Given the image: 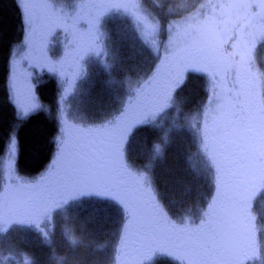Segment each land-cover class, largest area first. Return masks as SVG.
<instances>
[{
    "label": "trees",
    "instance_id": "obj_1",
    "mask_svg": "<svg viewBox=\"0 0 264 264\" xmlns=\"http://www.w3.org/2000/svg\"><path fill=\"white\" fill-rule=\"evenodd\" d=\"M87 2L89 0H83V5ZM143 2L150 13L165 22L184 15L198 0ZM107 9L106 16L98 19L103 20L100 35L103 53L87 64L88 71L82 84L66 98L67 105H72L77 112L98 120L121 115L127 90L138 87L158 64L157 55L143 41L133 20L114 8ZM82 15L81 26L87 30L86 23L92 14L85 12ZM24 16L18 0H0L1 189L3 160L13 149V137L12 167L16 180L20 181L36 180L43 175L57 155L60 143L63 89L55 74L45 73L33 86L31 84L35 108L27 115L10 97L12 53L15 49H23L27 36ZM96 31L98 35L99 29ZM257 46L253 64L258 61L264 69V40ZM186 71L182 85L171 93L173 107H168L163 115L150 123L133 125L126 135V147L129 148L130 165L147 175V185L168 216L171 219L191 216L197 223L216 194L214 173L197 135L183 122L204 109L209 81L203 74ZM129 120L133 121L132 118ZM257 194L254 207L263 210L255 213V224L262 230H256L259 243L253 264H264V193ZM51 214L50 223L45 221L42 230L5 222V226L19 230H0V264H116L120 256L116 249L125 219L120 206L106 200L83 198L69 207L55 209ZM138 264L180 263L169 253L158 251L145 260L140 259Z\"/></svg>",
    "mask_w": 264,
    "mask_h": 264
},
{
    "label": "snow or ice",
    "instance_id": "obj_2",
    "mask_svg": "<svg viewBox=\"0 0 264 264\" xmlns=\"http://www.w3.org/2000/svg\"><path fill=\"white\" fill-rule=\"evenodd\" d=\"M260 3L264 4V0ZM252 6V0H231L221 8ZM110 7L135 15L139 26L141 17L135 0H123ZM241 21L206 17L202 23L191 26V40L186 47L173 53L178 64L188 60L206 64L212 69L214 81L222 74L219 82L223 96L216 92L214 83L209 105L204 109L201 150L213 170L216 194L201 213L199 224L191 216L179 222L172 220L147 188V175L131 171L124 162L122 142L134 122L126 118L129 108L106 126L78 130L77 137L62 128L58 137L59 159L53 164V171L35 184L20 185V204L29 212L47 217L70 199H111L120 205L125 217L117 252L132 238L137 254L171 248L180 254L176 259L181 264H232L230 258L235 250L251 237L255 196L264 193V69L258 61L257 67H253L255 44L252 55L247 51L246 29L252 18L245 15ZM260 23L264 24V19ZM176 27L177 22L170 23L169 31ZM225 30L231 31V42L219 39ZM158 31V22L146 25L142 33L145 42L156 43ZM260 37L264 40V32ZM172 43L174 37L170 36ZM226 45L232 48L231 52L226 51ZM157 75L154 73L134 90L137 97ZM182 83L181 72L177 71L155 94V110L144 106L138 109L141 118H152L156 111L167 107L171 92ZM214 100L220 101L215 108L211 107ZM29 110L25 108L24 114ZM12 147L14 150V137Z\"/></svg>",
    "mask_w": 264,
    "mask_h": 264
},
{
    "label": "rangeland",
    "instance_id": "obj_3",
    "mask_svg": "<svg viewBox=\"0 0 264 264\" xmlns=\"http://www.w3.org/2000/svg\"><path fill=\"white\" fill-rule=\"evenodd\" d=\"M32 1L35 3L33 4ZM18 2L25 14L24 18L27 36L26 41L23 44V49L21 51L15 49L12 53V69L9 83L10 97L18 109L23 111L25 108L30 109L29 111L33 110L35 107L32 106L35 105V102H32L31 99V91L33 89L31 88V84L33 86L34 82L36 83L39 81L46 73L48 75L55 74L59 79L63 87L61 98L62 102H64L65 98H68V96L73 93L76 86L82 84L84 77L82 78L81 76H85L88 71L87 63H89L92 58L98 59L101 53H103L101 49L103 42L100 39V35L102 34L101 24L103 20L100 21L98 19L106 16L107 13H105L104 9L111 8L110 6L113 4L122 3L123 0H89L86 5H83V0H26V2L25 0H18ZM229 2H231V0H198L196 6L192 10L185 12L184 15L178 18L164 22L151 15L142 0H135L138 15L141 17L139 26L135 15L125 12L123 9L114 8V10L125 15L129 20H133L137 27V31L140 32L139 34L142 38L144 37L142 33L145 30L146 25L154 24L156 22L159 23V31L154 37L156 43L146 44L152 52L157 55L158 60H160L157 67L159 74L162 73L161 76L163 78L167 77L170 79L173 78L178 71L172 69V61L174 63L177 62L176 59H173V53H178L179 50L186 47L191 40V26L202 23L206 17L216 16L219 19H230L237 22H242V16L246 15L251 17L252 23L246 29V32L249 34L247 36V51L249 55H252V46L255 44L256 52L258 43L263 41L260 37V33L264 32V24H261L260 21L264 19V4H261L260 0H252L253 6L250 9L221 8L222 4L226 5ZM82 12H90L92 14L90 20L85 23L88 24L89 31L94 33L96 44L93 43L94 39H91L84 44H81L79 41V34H84L86 31V28L81 26L84 18ZM172 22H177V27L170 32L169 24ZM95 27L99 29L98 35ZM170 36L174 37V43L172 44H170ZM231 36V31L225 30L219 36V39L231 42ZM77 38H79L78 41ZM74 44L77 47L81 45V48L79 49L80 54L73 59V56L71 57L70 55L72 54V46ZM84 48H87V50ZM225 49L228 52L232 51V48L228 45L225 46ZM166 57L167 59H165ZM70 60L75 63V68H68L64 65ZM184 65L188 66V61L184 64H179V68H181L179 71L181 72L182 79L185 77ZM76 67L79 68V71L82 70V72L77 73ZM253 67H257L256 62L253 64ZM208 68L212 70L210 67ZM221 77H218L216 81L213 80V77L210 79V96L213 94L214 83L217 85L216 92L223 96V85L219 82ZM160 87L161 85L158 84L157 87H152L150 91L147 90L148 99L151 103L146 102V107H151L155 110L156 104L154 101L157 99L155 94L159 92L163 86L161 89ZM174 92L175 90L172 91L173 94ZM219 102L220 101L218 100H214L211 107L215 108L216 104ZM171 103L172 102L169 100L168 106L162 110L156 111L154 117L138 121L136 125L141 122L150 123L154 121L157 116L163 115L165 110L172 106ZM208 105L209 101L205 103V107ZM141 106L142 104L138 103L137 108H140ZM174 109H177V107L174 106ZM204 109L194 118L188 120L185 119L183 122L185 126H191L194 135H197L200 145L201 129L203 128L204 122ZM118 118L120 117H117L116 119L113 117L112 122L116 121ZM104 119L107 120V118ZM83 120L88 121V119ZM90 123H93V121ZM12 154L13 149H11L10 153L4 158L2 166L4 176L2 180L3 188L1 189L0 187V230H19L17 228L12 229L10 226H5L4 223L16 214V209H19L22 206L18 200L19 186L22 184H30L25 179V181H20L19 179L16 180V177L14 176L15 172L12 167ZM257 195L258 194H256L255 199L257 198ZM254 201L251 212V217L253 218L251 220V237L235 250L230 258L232 264L255 263L259 243L256 230H262L260 225L257 227L255 224V213L262 212L263 209L260 208L259 210H256V206L254 207ZM182 218L183 216L172 219L179 222ZM199 222L196 224H199ZM129 243H131L134 248V240L132 238H129L128 244ZM160 252L169 253L174 259L180 255L171 248H163ZM151 254L152 251L146 250L138 255L140 256V259L145 260ZM3 258L7 259V256ZM176 260L181 264L179 259ZM116 264H134V262L132 261L131 255L130 259L126 260L125 252L121 250Z\"/></svg>",
    "mask_w": 264,
    "mask_h": 264
},
{
    "label": "flooded vegetation",
    "instance_id": "obj_4",
    "mask_svg": "<svg viewBox=\"0 0 264 264\" xmlns=\"http://www.w3.org/2000/svg\"><path fill=\"white\" fill-rule=\"evenodd\" d=\"M32 3L34 4L35 2L32 1ZM92 30H94V29H92ZM94 37H95L94 33H91L89 31V29L87 28V30L85 31L84 34H81V33L79 34V38H80L79 41L81 42V44L82 43L84 44L85 42H87V41H89L91 39H94ZM79 38H77V41H78ZM84 38H86V40H84ZM74 39H76V38H74ZM93 43L96 44V40L95 39L93 40ZM80 48H81V45H79V47H77L75 44L72 46V54L70 56L71 57L73 56V59L76 56H78V54H80L79 53V51H80L79 49ZM84 49L87 50V48H84ZM173 59H175V58H173ZM67 60H69V59H67ZM189 62H190V60H188V63ZM157 63L159 64L160 60H158ZM158 64L156 65V67L154 68V70L152 72V74L157 73L158 74L157 77L154 79V81H153V83L151 85H147V87L144 88V91L142 92V94L139 97L136 96L135 91H134L137 87L130 88L129 90H127V94H126V96L124 98V104L122 106V109L120 110V113H122V112H124V110L126 108L130 109L126 113V118L127 119L132 118V120H135V121L136 120L137 121L144 120V119L141 118L140 112L137 115L135 114V110L137 108L136 109H133V108L137 107L138 103H141L142 106L146 107L145 106L146 102L151 103V101L148 99L147 90L150 91L152 89V87H155V86L157 87L158 84L161 85V87H162V86H164L167 83L166 81H167L168 78L167 77L163 78L161 76L162 73L159 74V71L157 69ZM193 64L197 65L200 68V70H202L204 68V73H208L210 76H212V72L208 68H206V66H207L206 64H204V63H202V64L194 63V61H193ZM64 65H66V67H68V68H71V67L75 68V66H74L75 63L72 60L68 61ZM77 65H79V64H77ZM172 65H173V68H172L173 70H175V69L178 70L179 64L177 62L174 63L172 61ZM76 72L79 73V68L78 67H76ZM197 72H199V71H197ZM151 75H150V77L153 76V75L152 76ZM148 77L145 79V81H148ZM143 84H140V85H143ZM161 87H160V89H161ZM130 97L132 98L131 106L129 105V98ZM119 116L121 117V115H119ZM83 119H88V121H84ZM111 119H109V120L111 121ZM92 120H93V118L88 116L86 113H80V112L75 111L73 108L67 109L65 107V109L61 111V122H62V124H61L59 133L61 135V129L64 128V129L70 131L73 137H77L79 135V131L78 130L97 129V128H101V127L106 126V125L109 124V122L105 123V125L102 122L90 123V122H92ZM126 140H127V136H125V138H124V140L122 142V153H123L124 162L130 167L131 171L136 172V173H141V172L135 171V169L130 165V162L128 160L129 157H130L129 148L127 149V147H126ZM58 151H59V149H58ZM58 159H59V157H58V154H57L55 156V158L49 163L47 169L44 171V173H43L44 175H41L36 180H30V181H27V182H29L30 184H35L41 179V177H43V176L47 175L48 173L52 172L53 171V164L56 163L58 161ZM147 188L151 191L149 185H147ZM151 193H152V191H151ZM83 198H93V199L106 200L108 202L116 203L115 201H113L111 199H102V198H97V197H94V196H81V197H78L76 199H70L67 204H63L59 208H62L64 206H68L69 207L74 202H76V201H78L80 199H83ZM156 200L161 205L160 201L157 198H156ZM117 205L120 206L119 204H117ZM55 209H58V208H55ZM51 213L47 217L39 216L38 213L29 212L23 206H21L19 209H16V214L13 215L8 221H6V224H12L13 222H15V223L26 224L32 230H42L41 225H44L45 221H48L50 223L51 216H52ZM126 248H127V250L125 252L126 260L130 259V255H131V258L133 260H138L140 258V256L133 251V245L131 243L127 244L126 247H122L121 250L125 251ZM134 264H138V263L135 261Z\"/></svg>",
    "mask_w": 264,
    "mask_h": 264
},
{
    "label": "bare ground",
    "instance_id": "obj_5",
    "mask_svg": "<svg viewBox=\"0 0 264 264\" xmlns=\"http://www.w3.org/2000/svg\"><path fill=\"white\" fill-rule=\"evenodd\" d=\"M135 122V120H133Z\"/></svg>",
    "mask_w": 264,
    "mask_h": 264
}]
</instances>
